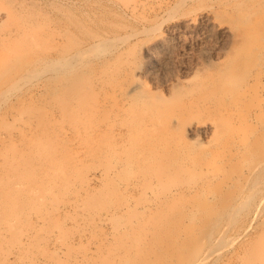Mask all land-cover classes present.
Here are the masks:
<instances>
[{"label":"rangeland","instance_id":"rangeland-1","mask_svg":"<svg viewBox=\"0 0 264 264\" xmlns=\"http://www.w3.org/2000/svg\"><path fill=\"white\" fill-rule=\"evenodd\" d=\"M132 1L136 2L137 0H0V38L1 36L5 37L7 34L9 35V32L11 33V37L8 39V41L6 40V42L0 43V164L2 160H4L5 162H8L7 164L9 166L11 165V168L8 167V165L6 166V163L4 165L5 167L10 168L7 177H5L2 172H0V189L5 190V187L9 188L7 190L11 193L12 199L15 202H21V205L23 204L22 197L25 195V201L28 198L29 202L32 200V202H36V204L47 206L49 205L52 206V208L55 207V211L52 216L45 220L47 229L51 230L49 234L47 232L48 235H46V232L42 231V222L36 221V218L33 216V211L29 210L28 208L26 209V220H28V223L33 226L34 230H36L35 232L37 234H40V238L38 241L40 245H35L37 248H39V251H37L33 247L35 252H33L32 254H36V256H38L37 254H39L38 259L36 257H33L34 260L37 259L35 260L36 264H44L42 262L44 261V257L40 254L41 250H63L66 254L70 253L69 256H77L76 254L78 253V251L80 253V251H83L87 248L94 250L95 245H99L101 252L97 257L96 253H94V264H115L109 263V260L103 256L105 261L104 262L103 259L101 260L100 255L101 253H104L103 255L107 256V252L109 255H111L112 253L126 250L124 248H126V246H129L130 244L129 242L131 240L128 239L129 236L132 237V235L128 233V237H126L114 231L116 228H118V223H120V225L123 224L129 216V214L127 215L126 212L123 214L122 209H124V207H121V205L124 202H127L130 208H132L133 210V206L135 204L134 197H136L137 200L138 196L142 195V192L145 188L141 186V184L144 183L145 179L150 176L151 178L149 177L148 179L149 182L150 179L153 180V176L151 175H154V173L152 172H155L156 170H159V172H168L169 170H171L170 168L169 170L167 169V167L171 165H169V163H167L168 166L165 169H162L166 166L167 159L165 157L168 153H166L163 149L160 150L161 147H158L157 153H155L153 156L147 157L148 159L142 158L132 160V162H125L130 149L129 145L134 148H136V146L137 148H140L141 146L151 147V144L155 145L154 143H158L154 140H161L163 137H165V128H169V130H171L170 128H172L173 126L171 123V125H169V122L164 119H158L159 121H161V123H164H160L161 125L153 121V123H155L156 125H153L151 122L149 123L150 125H148V123L147 125L145 124L146 127L143 124V127H140L141 129L139 127H136V129L134 128L135 130L130 129L132 130L131 132L129 131L131 134H133V131L136 130L138 132L136 133V135H133L135 137L132 136L134 140L130 143L126 141V127L124 128L123 124H121L119 120L120 118L116 120L117 117L113 119V122L110 121L111 128H100V130H94V132H92V134H89L88 136L85 135V139H82L85 140V142H82L79 137L77 138L78 134L74 128L77 121L74 120V127H72V124H70L71 126L69 125V122L73 121V119H71L70 117H73L75 113V101L72 102L71 100V90L66 87L67 85L63 86V88H61L62 91L60 93H58L59 91L57 92L58 96L56 95V98L55 94H51L50 96V92L52 91V88L56 84V82L62 81L65 83L68 82L69 84L75 82L82 83L83 81L89 80V76L84 68L73 69L69 67V65L64 68L62 73L56 71L50 73L48 71H45L47 65L55 67L63 65V62H65V53L71 52L72 49H75V47L81 45V40L83 39V37L89 32L98 30V28L103 23L107 24L106 26L109 25L110 30L106 33L108 35L107 39L109 40L104 41L101 45L95 48H92L90 50V53L102 56L107 51H109V49H111L115 43L118 42V38H126V40L123 41L121 45H124V47L126 46V50L129 54L132 53L134 58L139 56L138 58H136L138 60L134 59L136 63H142L143 59L146 58L145 50L143 51V49H145L144 45L151 42L150 40H153L157 36L156 34L161 31L163 32V34L165 33V35L169 37L170 42L165 48L166 50L159 47L153 50V57H156L157 59L155 65L152 67L144 68V71L139 77H141L140 79H142V81L145 83V88L147 90L152 91L151 93L156 95L155 97L157 99H161L160 97H162L164 98L163 101H165L168 98H175L174 94L178 90L187 91V89H192L195 92L202 89L201 91H203V87H205L206 89V86L209 85L206 84L207 82L211 83V81H217V76L215 74L217 68H225L224 66H227L228 64L233 65V61H239L243 56V50L242 52H240V49L238 48L240 43H242V41L244 40H242L241 38H243V35L244 38L247 37L245 36L246 34H244V30L246 28L248 30H251L253 27L252 25V27L250 26L249 21V23H245L246 25L248 24V26L243 27L241 25V28H236L235 32L232 31L230 33H220L216 30L215 27L206 26L204 23V19L197 20L194 26H188L185 24V19H187L188 17L190 18V16H192L193 14L195 15L203 13L205 11H209L208 9L210 7H212L210 11L213 9V11H211L213 15H211L213 16V20L215 22H222V24L227 25V22L233 23L234 21H237V18H239L241 15L239 13L240 10L220 8L216 5V3H218L217 1L219 0H163L162 3H160V1L154 2V5L155 3L160 5L158 7V10L157 5L154 6L153 4H151L154 6L153 8L150 4L148 5V7L145 5L146 8L137 9L140 10L138 20L134 19L131 16L120 14L117 11L128 10L126 9L125 4H130V2ZM259 1L260 0H233V2H236L243 7L256 5V3H258ZM133 2L131 4H133ZM206 7L209 8L206 9ZM82 10L89 14L91 21L86 19L88 17V14H83ZM257 15L259 16L260 14L257 13L256 16ZM252 17L253 16L251 15V19L260 18ZM140 19H146L150 24H157V26L159 27L158 30L157 28H155V30L157 31L154 30L150 33L149 36L152 37L151 39L148 34L142 36V39H139L141 37H138V40L135 38L133 39L128 35L129 29H131V27L133 29H137L143 26L142 21L139 23ZM98 21H101V23L97 24ZM251 23H253V20L251 21ZM249 32L247 33L249 34ZM152 33L155 34H153L154 37L152 36ZM60 36L63 37V41L61 43L59 42L61 40ZM170 36L172 38H170ZM249 47H246V49L249 50ZM241 48L243 49V45H241ZM247 50L244 52H248V55L250 51ZM251 54H253V57L255 56L254 52H252ZM251 54L249 55L250 60L252 58ZM140 58L142 59L140 60ZM254 58H252V60ZM97 59L91 61L93 66ZM247 60L249 59L244 60V63ZM239 62V66H244V64L241 65V62ZM235 63L236 62H234V64ZM97 69L98 67L94 66L92 72H97ZM35 72L37 73L34 76ZM41 72H43L42 75H40ZM235 72H237V70ZM235 72L233 74H235ZM204 82H206V86H204ZM253 83L251 84L250 82L248 85H253ZM202 84L204 85L201 88L200 86ZM259 87L260 84L257 83V88ZM156 88H158L159 91ZM250 88L251 87L248 88V91L250 93L247 90L246 91L248 93H246L245 96V93H242L246 98H244L242 95L239 96V94L238 96H236L237 91H231L232 94L233 92L234 94L236 93V95L233 94L236 98H244V100L246 99L245 101L241 100V102H246L247 105L249 104L250 109L247 110H255V114H257L256 112L258 110L257 108H255V101L258 99L252 96L253 89L251 90ZM233 89L235 90L236 86L233 87ZM189 90L187 91V93L189 92ZM237 90L240 91V89ZM153 91L157 93L155 94L153 93ZM205 92L209 93L208 88ZM197 93L198 92H195V94ZM171 94L173 95L170 96ZM199 94L197 95L199 96ZM249 94L251 97L248 96ZM157 95L159 97H157ZM204 95L206 96L207 94L205 93ZM91 96L92 95H90V97ZM201 96L199 98L205 97ZM178 98L175 99L177 102L179 100ZM182 98L184 97L181 96V103L185 102L182 101ZM89 99L90 98H88V100ZM243 103H241L242 105L240 107L243 106ZM186 104L187 103L185 102V105ZM187 106L188 104L186 105V107ZM242 109H246V107H243ZM242 109L240 108L239 112L244 111ZM259 112L260 111H258V114ZM261 112L259 114V116H261L260 119H264V111L262 112V114ZM183 113L184 114L181 115L179 113V117H183L185 120L184 122L187 121L188 123H194L197 119L202 123V128L198 132V138L200 141L196 142L193 140L195 144L191 145V147H195V149H191L190 151V153L192 152L191 154H193L194 157L189 156V158L192 157L191 159L194 162H196L198 159V162H200V164L202 165L203 162L199 161V159L204 158H200V156H202L203 153L205 155V151H208V148L207 150L204 149H206L208 143L207 141L210 139L213 133L212 125L216 120H220V123L219 121L216 122L222 124L221 116L222 114L224 116L227 115L224 113L228 112L224 111V113H218L213 109H210L204 111L203 113L195 112L196 114L193 115L189 113L186 114L185 111H183ZM71 114L73 115L67 116ZM243 114L245 115V113ZM67 117L69 118L67 119ZM69 119H71V121ZM74 119H76V117ZM165 121L168 123V127H165ZM242 121L244 120L241 119V122ZM241 122L236 123L241 124ZM262 122L264 123V121ZM180 123L179 129H181ZM181 124L183 125V122ZM45 126H49L50 131L46 130L45 132H41ZM77 126L79 127L80 124L78 123L76 125V128ZM148 126L151 127L148 128ZM79 128L82 129V126H80ZM109 128L112 131L109 130ZM71 129L74 130L72 131ZM169 130L167 133L165 132V134L168 135L172 132L171 135L174 134L172 135V137H174L177 136V131L182 132L184 129L176 130V133L174 132V130L171 132ZM222 130L220 129V133H224L226 129L223 130L224 132ZM238 130H240V128ZM122 133V139L119 140L115 138V136L117 137V135H121ZM130 133H127L129 134L128 140L131 137ZM183 133H181L180 135V133L178 132L180 137L183 136ZM225 134L223 136H225ZM255 134H257V136H259L260 134L259 138H256L257 141L261 140V135L263 134V132L260 131L259 133ZM231 135H229V138ZM220 136L222 137V134ZM220 136L219 138H221ZM154 137L156 138L154 139ZM167 137L171 138V136L169 135ZM186 137L188 138V140L192 139V136L188 134V132H186ZM181 139L185 138L182 137ZM222 139L223 137L220 140ZM227 139L228 136L227 138H225V140L227 142L230 141V139ZM225 140H223V142ZM47 141L48 143H51L50 146L52 145L51 147H53V150H56V156L50 157V155H44L43 153H41L45 150L43 149L42 151L41 143H45ZM104 142L108 145L111 144V149L109 147L108 151L100 153L99 146H102L101 143ZM254 144H258L259 147ZM254 144L252 150H254L253 152L259 153L257 154V156H260L262 153L261 151H264V147H261V145L264 146V143L260 141L255 142ZM84 146H90L89 151L91 153L87 152ZM260 148H263V150H260ZM90 149H92V151ZM257 156H255L256 160ZM263 157H259V160H262ZM53 158L58 159V162L56 161L57 163L52 165L53 167L54 165L60 163L55 166L59 168V170H57L56 168V171L58 172H53V169L50 170V172L46 170L47 166H50V160H53ZM195 158L196 160H194ZM215 160H217L216 155ZM189 161L191 160L189 159ZM227 163L228 162H226V165L225 163L223 164L225 168L226 166H230V164ZM50 167L49 169H51ZM228 168L229 167H227V169ZM182 171L188 172L185 169ZM142 172H144L146 176ZM146 172H151L152 174L150 175L148 173L147 176ZM54 173L58 176L60 174L65 175V180L68 181L69 184L67 183L68 185L65 188L59 189L58 185L56 186L55 184L58 181V176L56 175L57 178L55 177L56 181L54 179L55 183L53 179L50 178V176L52 177L53 175H55ZM47 174L53 175L48 176ZM79 174H81L83 177L81 181H79L78 179ZM62 175H60L59 177L61 178ZM141 175H144L145 179ZM187 175L188 174H185V178H187ZM48 179L50 180L49 182ZM191 180L193 179L191 178ZM225 181V178L217 180L215 182L212 181L213 183L210 187L215 190L217 189L216 191L218 192V194L220 192L219 200L231 203L233 199H236L234 202H238V200L241 199L240 196L237 195L239 194L238 191L234 187L227 186L225 184ZM174 182L175 181L173 179L162 178L161 191L164 190L163 188L167 189L168 187L173 185ZM45 185L47 187L43 191H39V189L44 188ZM156 192L158 193L160 192V190ZM27 194L29 197L26 196ZM144 194L147 195L146 198L153 197L147 190L144 191ZM185 196L186 197H184L183 200L185 198H189L187 200H191L190 202H192L191 198L195 197L197 198V200L194 198L193 201L200 203V199L197 196ZM257 196L258 198L261 196L259 199H261L260 209H262L260 210L259 214H261L262 217L264 216V206L262 204L264 203V192L263 194L260 193V195L257 194ZM84 200L85 204L82 203L84 202ZM188 201L187 203H190ZM178 202L176 201L175 203ZM81 203L84 205V207L81 206ZM164 203L161 206L162 209L159 208L158 210L157 208L158 211H155L153 209V211L151 212L152 209H147L141 212V210V213L137 214V218L134 216H132L133 218L129 217L130 220L132 219L131 221H135V219L140 220H138V224L135 225L136 228L142 230L149 225L150 227H148L153 233L152 236H149L150 232L148 230V236L146 238L143 236L144 240L142 241V243L145 244L143 246H146L145 250H143L145 252H143L141 248H139L140 246H138V249L142 251L140 253L137 252L139 251L138 249H136V251L134 248H132L133 250H130L131 253L132 251L134 253H138L137 256H134L133 253V256L136 260L138 259L139 261H141V263L147 261L145 259L151 258L150 254H148L150 253L148 252L149 248H147L150 247V244L152 245L158 243L159 241L161 242V249L157 251L156 258L151 259L152 261L154 260L155 264H163L164 259L169 255L172 249L178 246L179 243H181V240L177 238L178 231H180L179 228H164L168 226V223L166 224V222L171 221L170 219L175 216V213L172 214V211L170 210L171 207L168 208L166 206L167 204L165 205ZM76 204H78V207L76 206ZM169 204L171 203H168V206ZM118 205H120V207ZM164 205L166 206L165 208ZM172 205H174V203ZM75 206L77 208H75ZM163 209H167V211L169 212L171 211V214L173 216L167 211L164 212ZM247 210L251 214H249ZM247 210V212H244L245 216L243 215L245 218L243 216H241L242 218L240 217L243 224L248 222L250 219H253L254 214H252V210H250L249 208ZM111 214L113 215L110 217ZM204 220H206L205 224H209V222L211 221V219L208 217ZM54 222H56L58 226H55ZM155 223L166 225H164L163 228H160V225H157L159 226L157 227ZM114 224H117V227L114 226ZM120 225L118 228L119 230L123 228L124 224L122 226ZM113 226L114 230L112 229ZM193 228V236L191 235L193 239H189L192 240L190 241L191 243L195 240L196 237H198L201 231L200 225L196 226L195 224H193ZM251 230V232L250 229L247 231L246 237L244 238L246 239L245 242H243L241 237H239L238 240L236 239L235 242L227 238L230 237V235L233 233V230L229 229L227 237L225 239V244H223L220 248H218L219 250L217 249L216 251L217 255L218 253H220L218 256L221 257L217 256L215 264H239L238 257L241 253H243V249L245 251L248 247L251 246L252 243H254V240L256 239V237H253L252 232L253 230H256L257 232V229L251 228ZM57 234L58 237L60 236L61 241H63L62 249H59V245L56 241L55 235ZM254 234V236H256L255 231ZM247 235H249V237L251 238L248 239L249 237ZM253 238L254 240H251ZM21 240L25 242V245H23L25 248L30 243V241L28 242L23 235H21L20 237V241ZM156 240L158 241L154 242ZM247 242L249 244H247ZM27 247H29L26 248L28 249L27 251H30V248L32 246L30 245ZM17 251L18 250H15L14 247H10V244L6 246H3L1 244L0 264H25L26 262L24 263V260L28 259L31 254H23V257L21 258V260H19ZM40 255L42 256V258ZM163 255L167 256L163 258ZM62 259V264H67V257H63ZM148 261L149 262L147 263L151 264V261Z\"/></svg>","mask_w":264,"mask_h":264},{"label":"bare ground","instance_id":"bare-ground-1","mask_svg":"<svg viewBox=\"0 0 264 264\" xmlns=\"http://www.w3.org/2000/svg\"><path fill=\"white\" fill-rule=\"evenodd\" d=\"M111 1H114V0H111ZM159 1L160 3H162L163 0H137L136 2L132 1L133 4H131L132 2H130V4L129 3L125 4L126 9L128 10H117V11L120 14H123L125 16H131L134 19L138 20L139 18L138 15H139L140 10H137V9L146 8L145 5L148 7L149 4L154 5V2H159ZM217 2L218 3H216V5L220 8L229 9V10H232V9L240 10L239 13L241 15L239 18H237V21H234L233 23L227 22V25L222 24V22H215L212 16L213 13L211 12L213 11V9L210 11L212 7L210 8L206 7V9L209 8L208 9L209 11L204 10L205 12L202 11L203 13H199L195 15L193 14L194 16L192 15L190 16V18L188 17L187 19H185V22H186L185 24L188 26H191V25L194 26L197 20L204 19V23L206 26H213L220 33H227V32L230 33L232 31L235 32L236 28L237 29L241 28L240 27L241 25L243 27L248 26V24L246 25L245 23H249L250 21L249 24L250 26L252 25L254 29L251 26L253 29V32H252V29L248 30L247 28L246 29L244 28L245 29L244 34H246L245 36L247 37L244 38V35L243 36L241 35L243 37L241 39L242 40L244 39V40L242 41V43H240L238 47L240 50L237 48L240 52H242L243 50L242 54L244 57L241 55L243 58L241 57L239 60L241 63L238 60L237 61L241 65L244 64V66L243 65L239 66L237 61H233L232 62L233 65L228 64L227 65L228 67L224 66L225 68H221V69L217 68L218 72H217V69H216V72L218 73V75L215 72L217 76V81H214V82L211 81V83L204 82V84L206 83L209 85L206 86V84L205 85L202 84L200 86L201 88L203 87V85L206 86L210 94L205 92L207 91V88L205 89V87H203V91H201L202 89L195 91V92H198L197 94L200 93L202 96L200 94L199 96L195 94V92L192 89L190 90L187 89V91L189 90L188 93L187 91L178 90L176 91L175 94L173 93L175 98L173 99L168 98L165 101H163L164 98L160 97L161 99H157L155 97L156 95L151 93L152 91H149L145 88V83L142 81V79H140L141 77L139 76L144 71V68L152 67L155 65L157 59L156 57L155 58L153 57V53H154L153 50L158 47L161 49H165L170 42L169 37L165 35V33L163 34V32L161 31L158 34H156L157 36L153 40H150L151 42L146 43V45H144L145 49H143V51L145 50L146 58L144 57L145 59H143V62L141 63L139 61L140 63L137 62L138 63L137 64L134 59L138 58L139 56L138 57L135 56L136 58H134L132 53L130 54L128 53V51L125 48L126 46L124 47V45L123 46L121 45L122 42L126 40V38L125 39L118 38V42H117L118 44L115 43L114 46L102 56H98V55L90 53V50L92 48H95L101 45L104 41L109 40L107 39L108 35L106 34L110 30L109 25L106 26L107 24L103 23L101 24L99 28L97 27L98 30L96 31L94 30L92 32L87 33L81 40V43H82L81 45H79L78 47H75V49H72L71 52L65 53L64 55L65 62H63V65H60L59 67L47 65V68L45 69V71H48L50 73L55 72V71L62 73L64 68L67 65H69V67L73 69L74 68H77V69L84 68L86 70V73L89 76V80L83 81L82 83L75 82L71 84H69L68 82L65 83V82L59 81V82H56V84L52 88V91L50 92V96L51 94L52 95L55 94V98H56L58 96V93L62 91L61 88H63V86L67 85L66 87L69 90H71L70 91L71 100L72 102L75 101V113H74L75 116L73 114L67 115V116L73 115V117L74 118L76 117V119H74L73 117H70L71 119H73V121H71V119H69L71 122H69L68 120L67 121L69 122V125L72 124V127H74V123H73L74 120L77 121L80 124V126H82V129L79 128L80 126L79 127L77 126L76 128V125L78 124L76 122L75 123L76 125L74 127L75 131L78 134V135L76 134L77 138L79 137V139L81 140L83 138L85 139V137L88 136L89 134H92L94 130H100V128H108V127L111 128L110 123L113 122L114 121L113 119H115L116 117H117L116 120L120 118L119 120L121 124H123L124 128L126 127L125 128L126 134L125 133L124 134L127 135L126 141L128 143L133 141L134 140L133 137H135L133 135H136V133H138L136 130V131H133V134H131L130 132L132 130L130 129H134V128L136 129V127H139V128L143 127L142 125L144 124L145 126V124L147 125V123L148 125H150L149 123L151 122L154 125L155 123H153V121H155L157 124L158 123L160 124L161 121L159 120H163V119L166 120L167 122H169V125L172 124L173 126V127L171 126L173 129L170 128L171 130L167 128L170 132L174 130V132L176 133V130L184 129L183 130L184 133L183 131L182 132L177 131V134H176L177 136H174V137H172V135L174 134L171 135L172 132L169 133L168 135L171 136V138H168L167 137L168 135L165 134L167 130L165 128V132H164L165 137H163L162 139L160 138L162 136L159 137L161 140L164 139L163 140L164 142L161 140H157V141L154 140L155 142H158V143H154L153 141L155 145L151 144L152 145V146L150 145L151 147L141 146L143 148L141 147L137 148L136 146V148H134L129 145L130 149L125 159V162H129V161L132 162V160H135V159H142V158H147L149 156H153L155 153H157L158 147H161L160 150L163 149L166 153H168L166 154L167 156L165 157L167 159L166 166L162 169H165L168 166L167 163H169V165L170 164L171 165L168 166L167 169L169 170L170 168L171 170H169L168 172L167 171L159 172V170L155 169L156 170L155 172L157 171L158 172L157 173L152 172L154 173V175H151L152 174L151 172H146L147 176H148V173L151 176H153V180L150 179V182L148 180L150 176H148V178L145 179L146 175L144 172H142L145 175V176L141 175L145 179V181L143 180L144 183L142 182L144 185L141 184V186L145 188L142 192V195L138 196L137 200H136V197H134L135 204L133 206L134 208L133 210L132 208H130L127 202H124L123 204L121 203L122 205L120 204L121 207L122 206L124 207V209H122L123 214L125 212L127 215L129 214V216L127 217L128 219L123 223L124 225L123 224L120 225V223H118L120 226L123 225V228H121L120 230L118 229L119 225H118V228L114 230V226H116L117 224H114V226L112 227V229L116 231V233L118 234H121L126 237H128L127 236L128 233L132 235V237L129 236V239H128V240H131L129 242L130 244L129 246L127 245L126 248H124L126 250L118 251L116 253H112L111 255H109L108 252H107V256L103 255L104 253H101L100 257H101V260L103 259V261L105 257L109 260V263H115V264H145L149 262L148 260L151 261V264H155L154 260L152 261V259L156 258L157 251L161 249V246H160L161 242L159 241L158 243H155L152 245L150 244L149 245L150 247H147L149 248L148 252H150L148 254H150L152 259L151 258L148 259L146 257L147 259L145 260L147 261H144L143 263H141V261H139L138 259L136 260L134 256H137V254L145 250V247H146V246H143L145 245L142 243V241L144 240L143 238L144 237L146 238L148 236L147 233L150 232L149 236L150 235L152 236L153 233L151 229L149 228L150 227L149 225H148L149 227L147 226L148 228L146 227L147 229L145 228V229L139 230L138 228L135 227V225L138 224L140 220L135 219V221L134 220L131 221L132 219L130 220L129 217L133 218L132 216H134L137 218L138 213H141L143 212V210H147V209L148 210L152 209L151 212L153 211V209L155 211L157 210V208L158 210L159 208L162 209L161 206L165 202L164 204L165 205L167 204L166 206L168 208L171 207L170 210L172 211V214L175 213L174 214L175 216L171 214V211L169 212L167 211V209L166 210L163 209L164 212L167 211L169 212V214L173 216V217L170 216L172 217V219H170L171 221H168V222L165 221L166 224L168 223V226L164 228H179L180 231H178L177 238L181 240V243H179L178 246L174 247L172 251L169 253V255L168 256L166 255L167 257L164 255L162 256L163 258L166 257L164 259L163 264H215L217 256L220 254L218 253L217 255L216 251L223 244H225V239L227 237V233L229 229L233 230V233L230 235V237H227L228 239H230L231 241H235L236 239L238 240L239 237H241L243 242H245L246 239L244 238L246 237L247 231L249 229H250V232L252 231L251 228L257 229V232L256 230H253L252 232L253 237H256V239L255 240L254 238L251 239V240H254V243H252L251 246L248 247L245 251L243 249V253H241L240 256L238 257L239 264H264V216L261 217V214H259L260 210L262 209V208L260 209L261 199H259L261 196L259 198L257 196V194L260 195V193L263 194L264 192V164H263L264 163V157H263L264 151H261L262 152L261 155L257 156V154L259 153L253 152L254 150H252L253 144L255 142L261 141L264 143V123L262 122L264 121V119H260L261 116H259L260 112L262 110L264 111V0H260L258 3H256V5H252V6L250 5L247 7L246 6L243 7L242 5H239L236 2H233V0H219ZM153 5H151L152 8L157 5V10H158V7L160 5H158L157 3H155L154 6ZM82 12L83 14H88L87 12L83 10ZM255 12L260 14L262 18L260 15L256 16L257 13ZM0 14H1V11H0ZM251 15L254 18L256 17H260V18L251 19L250 18ZM86 19L91 21L89 14ZM252 20H253V23H251ZM141 21L143 23L142 24L143 26L141 28L136 27L137 29H133L131 27V29H129V33L127 31L128 35L131 38L133 39L135 38L138 40V37H141L139 39H142V36L147 35V34L149 36L150 33L155 30V28H157V30L159 29L157 24L152 25L146 19H140L139 23ZM100 23L101 21L97 22V24H100ZM246 31L247 32L250 31L251 33L249 32L248 34ZM153 34L154 33H152V36ZM7 35L6 36L3 35L5 37L1 36L0 43L6 42V40L8 41V39L11 37V33L9 32V35L8 36ZM151 38L152 37H150V39ZM170 38L172 37L170 36ZM60 39L61 40L59 42L61 43L63 41V37L60 36ZM241 45H243V49L241 48ZM246 47H249L250 49L247 50ZM244 49H246L247 51H250V53L247 55L248 52L245 53L244 51L246 50ZM251 51L254 52L255 58L253 57V54H251L252 53ZM250 54H251V57L254 58L253 60L252 58L250 60V56H249ZM94 59H97L95 61L94 66L98 67L97 69L98 71L97 72L94 71L93 73L92 71H93L94 66L91 61ZM141 59L142 58H140V60ZM243 59L244 60L249 59L247 60L249 62L245 61L244 63ZM234 62H236L237 65L236 63L234 64ZM236 70L237 72H235ZM234 72L235 74H233ZM238 72H239V76H238ZM36 73L37 72L34 73V76ZM42 74L43 72H41L40 75ZM250 82L251 84L253 82L256 84L253 83L254 86L248 85ZM257 83L260 84L259 88H257ZM235 86H236V89L234 90L233 87ZM248 86L251 87L250 88L251 90L253 89L252 96L258 99L255 101V104L257 105V107L255 105V108H257V110L260 111L259 114H258V111L256 112L257 114H255V110L248 111L247 109H250V105L248 104L249 105L248 106L246 102L245 103L241 102V100L242 101L246 100V99L244 100V98H246L244 96L246 95V93L249 92ZM252 86L255 87L256 89L253 88ZM237 89H240V91H238ZM191 90H192V93H191ZM231 90L234 92L237 91V95L236 93L234 94L233 92V94L236 96H238V94L239 96L240 95L243 96V94L245 93L243 96L244 98L243 99L236 98L232 94ZM153 93L156 94L157 92L153 91ZM205 93L208 95V96L206 95L208 99L204 95ZM173 94H171L170 96H172ZM90 95L92 96L90 97ZM158 95L157 97H159ZM181 96L185 98V99L182 98V101H185L188 104L187 107H186L187 104L185 105V102H182V103L180 102ZM200 96L201 97L205 96V97L199 98ZM248 96H250V94ZM87 97L90 98L91 100L90 99L88 100ZM176 97L177 98L180 97L178 98L179 99L178 102L175 100L177 99ZM247 100H248V97H247ZM241 103H243L242 107H240L242 105ZM243 107L244 108L246 107V109H242ZM240 108L246 112L244 111L239 112ZM210 109H213L215 112H218V113H224V111L228 113H224V114H227L225 115L226 117L222 114V116H224V117L221 116L222 124H219L220 120H216V121H219V123L214 121L212 125L213 133L210 139L207 141L208 143H207L206 149H204V150H207L208 148V151H205V155L203 153L202 156H200V158L204 157L202 158L203 160L199 159V161L203 162L201 165L200 162H198V159L196 161L197 163L191 159L192 157H194V155L191 154L192 152L190 153V151L191 149H195V147L194 148L193 146L191 147L192 144L193 145L195 144L194 141L196 142L200 141L198 138V132L202 128V123L200 122V120H197V119L194 123L193 122L188 123L187 121L186 123L184 122L185 120L183 117H182L183 119L181 118V116L179 117V113L181 115V114H184L183 111H185L186 114L189 113L193 115V114H196L195 112L203 113L204 111H207ZM237 111L241 114H239ZM242 112L245 113V115ZM256 115L258 116V118ZM68 118L69 117H67V119ZM179 119H180V122L181 121L183 122V125L181 124L182 122L181 123L179 122ZM241 119L244 120L242 121L243 123L241 122ZM167 122H166V126L164 125L165 127H168ZM236 122L238 123L241 122V124H238ZM179 123H180L181 129H179ZM161 124H164V123H161ZM149 127L151 126H148V128ZM110 128L109 130H111ZM239 128L240 130H238ZM220 129L221 130L226 129L225 132L227 135L225 134L223 130L222 131L224 133H220ZM46 130L50 131V127L45 126L41 132H45ZM227 130L231 132L229 133ZM185 131L188 132V134L192 136V139L188 140V138L186 137ZM258 131L259 132L262 131L263 134L261 135L262 136L261 140L257 141V138H259L260 134L259 136H257V134L255 133H259ZM178 132L180 133V135L181 133H183L182 137L185 139L187 138V139L186 140L181 139L182 137L179 136ZM127 133H130V136H131V137L129 136L130 137L129 140H128L129 134ZM221 134L223 137L222 140H220L222 138L220 136ZM224 134L225 136H223ZM228 134L231 135L230 138ZM160 135H163V134H160ZM219 136L221 138H219ZM227 136H228L227 140L230 139V141L228 142L225 140ZM122 137H123V133L121 135H117V137L115 136V138L119 140L122 139ZM155 138L156 137H154V139ZM223 140H225L226 142L225 141L223 142ZM82 142H85V140H82ZM50 144L51 143L50 142L48 143V141L45 143L42 142L41 149L42 151L43 149H45L46 151L44 150L41 153H43L44 155H50V157H54L56 156L57 153L55 152L56 150L55 151L53 150V147H51L52 145L50 146ZM258 144H254V145L259 147ZM101 145L102 146H99L100 153L108 151L109 147L111 149V146H110L111 144L108 145L107 143L104 142V143H101ZM261 147H264V146L261 145ZM89 148L90 146L89 147L86 146L85 150L91 153L89 151ZM90 150L92 151V149ZM260 150H263V148L262 149L260 148ZM215 155H216L217 160H215ZM189 156H192V157L189 158ZM255 156H257V160ZM259 157L261 158L263 157V159L259 160ZM189 159L191 161H189ZM57 160H58L57 158H53V160L51 159L50 161L52 163L49 162L51 167L47 166L46 170L50 172V170L53 169L52 170L53 172H58L56 171L57 167L55 166H57L60 163H58L57 165H54V167L52 166L53 164H56L58 162ZM194 160H196V158ZM226 162H228L227 164H230V166H226L225 168L223 164L225 163L226 165ZM5 163L7 166L8 162H5L4 160H2L0 164V172H2V174H4L5 177H7L9 174L11 165L10 166L8 165V167H10L8 168L4 166ZM49 167L51 169H49ZM227 167L229 168L227 169ZM184 169L187 170L188 172H183L182 170ZM57 170H59V168H57ZM185 174H188L187 178H185ZM50 175H53V174H49L48 176ZM56 175L57 174L53 175L52 177L50 176V178H52L53 181L54 179L56 181V178H57ZM59 176L57 179L58 180L57 183H55V181L54 183L56 184V186L58 185L59 189L60 188L63 189L69 183L68 181L65 180V175H62L64 178L62 176L60 178ZM59 178L62 180H60ZM82 178H83L82 175L79 174V177H78L79 181H81ZM162 178H170V179H173L175 182L173 185H171L167 189L163 188L164 190L161 191L162 190L161 189ZM191 178L193 180H191ZM224 178L226 180L225 184L227 186L234 187L238 191L239 194L237 195L240 196L241 198L240 200H238V202L237 201L234 202L236 199H233L231 203L223 202L222 200H219L220 192L218 194V192L216 191L217 189L215 190L210 187L212 186V183H213L212 181L215 182L217 180L224 179ZM49 181L50 180L48 179V182ZM46 187L47 186L45 185V187L40 188L39 191L40 190L43 191ZM7 189L9 188L5 187V190L0 189V200H1L0 202L2 203V204L0 203V248H1V244L3 246L10 244V247H14L15 250H18L17 252H18L19 260H21V258L23 257V254H26V255L31 254L30 257H28V259L24 260V263L26 262L25 264H36L35 260L38 259L39 254H37L38 256H36V254L35 255H32V254L33 252H35L33 247L37 251H39V248H37L36 246L40 245V243L38 242L40 238V234H37L33 226H31V224L28 223V220H26V217H27L26 209L28 208L29 210L33 211V214H34L33 216L36 218V221L42 222L41 224V227L43 228L42 231L46 232V235H48L51 230L47 229L45 225V220L52 216V214L55 211V207L52 208V206H49V205L47 206V205H42V204L41 205L36 204V202H32V200L29 202L28 198H27L28 201L27 200L25 201L26 199L24 197L25 195L22 197L24 201L21 199L23 204L21 205V202L16 201L18 204L17 205L16 202L12 199L11 193ZM146 190L149 192L150 195L153 196L152 198L150 197L146 198V196L148 195L147 193H146L147 195L144 194V191ZM159 190L160 192H158L159 193L158 194L156 191H159ZM185 195H188V197L197 196L200 199V203L193 201L195 197L191 198L192 202H190L191 200L189 201L187 200L189 198H185L186 200L185 199L183 200V198L186 197ZM26 196L29 197L28 194ZM141 196H144V197H141ZM195 199L197 200V198ZM201 199H202V202H201ZM85 200H86V197H85ZM85 200L84 202H82L83 204H85ZM175 200L177 202L179 201L180 203L179 202L175 203L176 202ZM183 201H186V202H183ZM187 201L190 203H187ZM149 202H153V203H149ZM172 202L174 203V205H172L173 204ZM82 203H81V206L84 207ZM168 203H171V204H169L168 206ZM262 204L264 206V203ZM77 205L78 204H76V206ZM120 205L118 206L120 207ZM165 205H164V208L166 207ZM76 206L75 208L78 207ZM248 208L252 210V214H254L253 219H250L249 221L247 220L248 222L243 224L240 217L243 215L245 216L244 212ZM249 214L251 213L249 212ZM112 215L113 214H111L110 217ZM207 217L211 219L209 224H205L206 220L204 219ZM82 221H85V220H82ZM253 221H254V224H253ZM166 224L161 225V223L160 224L155 223L156 226L160 225V228L161 227L163 228V226ZM193 224H195L196 226L200 225L201 231L198 237H196L195 240L191 243L190 241L192 240H189V239H193L192 237L193 232H194ZM54 225L58 226L56 222H54ZM254 231L256 233V236H254L255 235ZM21 235H23L24 238L28 242L30 241L31 244L29 243L27 245V246H30V245L32 246L30 248V251H27L28 249H26L29 247L26 246L25 248L23 246L25 245L24 244L25 242L22 241L23 239L20 241ZM55 236H56V241L59 245V249H62L63 241H61L60 236L58 237V234ZM247 236L249 237V235ZM149 238H153V237H149ZM250 238L251 237H249L248 239ZM157 241L158 240L154 242H157ZM247 244L249 243L247 242ZM138 246H140L139 248H141L142 251L138 249ZM132 248H134L135 251L136 249H138L139 250L137 251L138 253L137 252L134 253L133 251L131 253L130 250H133ZM147 248H146V251H147ZM100 252L101 250L99 248V245H95L94 250L87 248V249H84L83 251H80V253L78 251V253L76 254L77 256L75 255L69 256L70 253L66 254L63 250L58 251L55 249L48 250V251L41 250L40 254L44 257L43 258L44 261H42L44 264H62L63 257H67V264H94L93 255L94 253H96V257H97ZM133 253H134V256H133ZM33 257H36L37 259L34 260ZM218 257H221V256H218ZM147 264H150V263H147Z\"/></svg>","mask_w":264,"mask_h":264}]
</instances>
